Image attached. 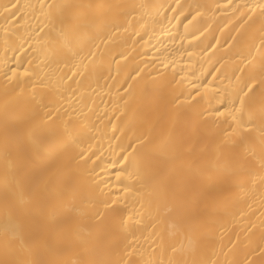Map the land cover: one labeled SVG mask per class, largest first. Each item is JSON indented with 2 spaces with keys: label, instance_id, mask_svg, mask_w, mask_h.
Returning a JSON list of instances; mask_svg holds the SVG:
<instances>
[{
  "label": "bare ground",
  "instance_id": "obj_1",
  "mask_svg": "<svg viewBox=\"0 0 264 264\" xmlns=\"http://www.w3.org/2000/svg\"><path fill=\"white\" fill-rule=\"evenodd\" d=\"M0 264H264V0H0Z\"/></svg>",
  "mask_w": 264,
  "mask_h": 264
}]
</instances>
